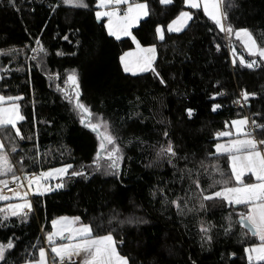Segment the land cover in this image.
Returning a JSON list of instances; mask_svg holds the SVG:
<instances>
[{"label":"trees","instance_id":"obj_1","mask_svg":"<svg viewBox=\"0 0 264 264\" xmlns=\"http://www.w3.org/2000/svg\"><path fill=\"white\" fill-rule=\"evenodd\" d=\"M96 1L85 0L87 9L61 4L52 12L51 5L58 0H15L18 10L10 7L8 0H0V49L29 46L11 63L10 57L0 56V67L24 69L0 72L5 76L0 80V93L23 96L19 103L26 120L19 126L26 137H31L21 142L26 154L25 171L72 164L77 170L83 165L91 173L87 179L68 180L66 187L55 193L31 196L36 211L29 223L21 225L11 218L14 226L0 227V242L6 243L13 233L20 237L19 250L9 258L10 264H21L27 256L25 246L36 243L37 238L44 246L52 219L80 216L83 223H89L94 216H103L106 221L113 211L135 214L148 221L138 227H124L125 243L120 250L132 258V264H248L244 247L258 240L238 223L243 206L224 204L210 213L198 212L193 187L186 196L187 207L193 211L185 210L180 215L169 201L185 196L190 181L182 180L166 161L158 167L146 165L155 161L158 146L171 139L179 155L191 161L188 167L195 169L200 160H212L207 153L214 152L213 145L218 140L215 134L225 128V121L228 124L242 115L264 124V71L247 69L238 61L234 66L224 34L203 15L202 9L193 10L199 19L184 32L166 31L163 41L156 39V25L165 26L187 7L182 0H174V7L149 0L150 16L132 31L141 44H156L154 67L160 76L151 71L136 76L125 73L119 57L133 43L127 37L117 41L107 35L104 19L97 22L95 18ZM236 3L239 7L229 12L230 23L234 28H249L258 43H264V0ZM64 35H68V41L62 39ZM35 37H40L48 51L43 67L26 60V56L34 55L31 48L36 47ZM229 39L237 43L233 36ZM73 69L78 75L82 102L94 112L103 113L125 145L119 179L92 170L95 134L79 124L72 105L57 89V85L70 87L65 81ZM161 77L164 84L160 83ZM242 90L258 95L250 97L243 108H235L234 101ZM213 104L221 107L212 111ZM186 108L196 110L192 119L187 117ZM165 130L168 138L163 136ZM13 159L19 156L13 154ZM176 163L179 168L185 165L184 160ZM219 164L226 173L230 172L226 157H220ZM201 182L206 187L209 180L202 176ZM160 188L166 196L160 194ZM230 213L232 230L225 235V218ZM204 222L214 225L213 241L202 248L200 227Z\"/></svg>","mask_w":264,"mask_h":264},{"label":"snow or ice","instance_id":"obj_2","mask_svg":"<svg viewBox=\"0 0 264 264\" xmlns=\"http://www.w3.org/2000/svg\"><path fill=\"white\" fill-rule=\"evenodd\" d=\"M164 6H175L174 0H159ZM184 6L189 10H180L178 15L167 25L168 33H181L196 24L201 10L203 15L212 21L215 28L224 33L226 37H232L240 41L251 60H246L244 56H239V65L247 69L259 67L264 71V43H258L252 30L247 27L234 28L230 23L229 12L239 7L236 0H182ZM61 4L75 9H87L89 6L85 0H58L51 5L52 12H55ZM8 5L17 9L15 0H8ZM95 18L97 22H102L106 18L103 27L109 37H114L120 41L122 37H130L135 49L124 52L120 57V63L125 73L136 76L138 73L151 71L157 77L160 74L154 67L157 58V46L151 44L143 46L141 41L133 34V28L140 24L143 18L150 16L149 0H97ZM148 21L145 20V23ZM191 22V24H190ZM212 29H209L211 31ZM43 31V29H42ZM78 31V29H77ZM154 35L159 40L165 39V32L161 25L157 24ZM264 36V33L261 34ZM68 41V35L62 37ZM36 47L31 48L32 56H26V60L35 61L37 66H44V59L48 55L47 49L43 46L40 37L34 38ZM71 42V41H69ZM77 44L79 42L77 41ZM11 47L0 49V56L10 57L9 63L17 60L28 48ZM216 50H220V45H216ZM232 64H237L236 49H231ZM57 55H62L57 51ZM23 67L9 69L0 67V72H19ZM10 78V77H9ZM5 76H0L4 80ZM59 79V74H56ZM160 83L164 84L163 78ZM66 85L70 87L57 89L61 91L64 98L72 105V110L78 117L79 124L95 134L97 148L92 160V170L103 175H111L120 178L122 175L121 165L125 160L123 141L112 126L111 121L104 117L103 113L94 112L91 106L81 100L80 85L78 75L73 69L66 78ZM6 87V85H5ZM258 94L242 90V99L234 101L243 108L249 98H255ZM23 100L21 95H5L0 93V202H5L0 207V227L14 226L11 218H16L19 224L29 223V218L35 213L33 201L30 196L42 197L64 189L68 180L76 177L87 179L91 173L85 166L79 170L72 164H65L61 167L34 171H25L26 154L21 147V142L31 137H26L19 126L26 120L21 112ZM221 105L213 104L212 111H216ZM195 109L186 108L185 112L189 119L195 114ZM231 127L235 131L225 130L215 134L216 138L227 137L223 143L213 145L214 152H208L207 156L212 157L211 161L200 160L198 166L193 169L188 164V158L181 157L176 151L171 139H167L165 144H160L155 152V161L146 167L159 166V163L166 161L173 169L180 173V178H187L190 181L189 189L185 190V196H177L169 203L177 209L180 215L193 211L188 208L186 196L190 194L194 187L199 207L198 212L210 213L217 205L227 204L228 206H243L244 211L238 213V223L246 227L258 243H252L244 247L248 264H264V124L249 117H242L231 121ZM227 128V124H226ZM163 136L169 137L167 130ZM234 137V138H233ZM13 154L19 156L14 160ZM36 155H39L37 152ZM226 157L230 172L226 173L219 164V158ZM34 159L33 157H27ZM184 160L182 168L177 167V161ZM69 169H72L69 172ZM206 176L209 180L207 186H203L201 177ZM248 176L252 182H246ZM56 180L53 186L50 182ZM15 185V187H10ZM7 189L10 195L5 194ZM162 196H166L163 188L158 189ZM211 206V208H210ZM227 226L224 227V234L231 233L232 214L225 218ZM99 221V222H96ZM148 221L142 216L135 214L124 215L122 212L113 211L105 221L103 216H94L89 223H83L80 216H60L51 220V230L44 236L47 250L40 245V240L26 245L24 251L27 256L22 259L21 264H132V258L124 255L121 248L125 243L123 233L125 226L138 227L147 224ZM214 225L210 222L201 224L200 232L203 248L211 245L213 241L212 230ZM41 231H44L41 226ZM247 235V234H245ZM20 237L13 233L7 238V242H0V264H10L9 258L19 250L17 241ZM137 246L139 242L137 241ZM50 250V251H49ZM232 255H235L233 253ZM191 259V258H189ZM15 264V262H13ZM191 264H196L191 261Z\"/></svg>","mask_w":264,"mask_h":264},{"label":"built area","instance_id":"obj_3","mask_svg":"<svg viewBox=\"0 0 264 264\" xmlns=\"http://www.w3.org/2000/svg\"><path fill=\"white\" fill-rule=\"evenodd\" d=\"M224 34V33H223ZM224 37H225V39L227 40V42H228V48H227V53H228V56H229V58L231 59V62H232V60L234 59V57L232 56V53H231V49L234 47L235 49H236V59H237V57L238 56H244L245 57V59L246 60H251V59H253L252 57H249L248 56V54L244 51V49L243 48H241V47H237L234 43V41H230V37H226L225 36V34H224ZM237 61L239 62V60L237 59ZM257 68H259V67H257ZM257 68H255V69H257ZM240 94H241V92L239 93V98L238 99H242L241 98V96H240ZM235 108H242L241 106H240V104H238V103H235ZM245 117H248V116H245ZM225 124H227V122L225 121ZM222 129H219L218 131H221ZM10 187H15V185H10ZM5 194H10V193H8V191H7V189H5Z\"/></svg>","mask_w":264,"mask_h":264},{"label":"rangeland","instance_id":"obj_4","mask_svg":"<svg viewBox=\"0 0 264 264\" xmlns=\"http://www.w3.org/2000/svg\"><path fill=\"white\" fill-rule=\"evenodd\" d=\"M95 5H96V7H97V1L95 2ZM97 10H100V9H96L95 11H97ZM185 10H187V9H185ZM178 15V14H177ZM175 18V17H174ZM173 18V19H174ZM102 19H104V23H106L107 21H106V18H102ZM144 19V18H143ZM171 21V20H170ZM170 21L168 22V23H170ZM168 23L165 25V26H163V25H161L162 26V28L164 29V32H166L167 30V25H168ZM122 38H125V37H122ZM127 38H130V37H127ZM156 39H158V38H156ZM237 42V41H236ZM151 44H153V43H150V44H142L143 46H149V45H151ZM155 44V43H154ZM237 47H242L238 42L237 43H234ZM135 49V44H133L132 45V47L131 48H129V49H126V50H124V51H122V53H121V55L124 53V52H126V51H130V50H134ZM120 55V56H121ZM239 58V56L237 57V59ZM122 66V65H121ZM123 69V68H122ZM131 74V73H130ZM138 74H140V73H138ZM244 117V116H243ZM218 132V131H217ZM61 166H63V165H60V166H56V167H61ZM52 168H54V167H52ZM47 169H49V168H47ZM47 169H44V170H47ZM39 171H41V170H39ZM39 171H37V173L39 172ZM53 186L55 185V183H57V181L56 180H52L51 182H50ZM10 195V194H9ZM31 197V196H30ZM5 203V202H4ZM4 203L2 204V206H4ZM256 243H258V242H256ZM249 246V245H248ZM245 257H246V259H247V256H246V254H245Z\"/></svg>","mask_w":264,"mask_h":264},{"label":"crops","instance_id":"obj_5","mask_svg":"<svg viewBox=\"0 0 264 264\" xmlns=\"http://www.w3.org/2000/svg\"><path fill=\"white\" fill-rule=\"evenodd\" d=\"M233 37H234V35H233ZM234 39H235V37H234ZM236 40V39H235ZM241 46H242V44L240 43V41H238V40H236ZM241 48H243V46L241 47ZM244 49V48H243ZM244 51L246 52V50L244 49ZM247 53V52H246ZM243 116L242 115H239V116H236V117H234V118H232L230 121H229V123L227 124V128H226V126H225V128L224 129H222L221 131H225V130H232L233 132L235 131L234 129H232V127H231V121H233V120H236V119H239V118H242ZM219 132V131H218ZM217 133V132H216ZM234 138V137H233ZM228 140V138L227 137H222V138H219L218 140H217V142L216 143H223V142H226ZM215 151V150H214ZM248 178V181H246V182H252V180H254V178H252V180H250L249 179V177L248 176H245V179H247ZM69 217H71V216H69ZM58 218V217H57ZM44 247L46 248V250H47V245H46V243L44 242ZM50 251V250H49Z\"/></svg>","mask_w":264,"mask_h":264},{"label":"water","instance_id":"obj_6","mask_svg":"<svg viewBox=\"0 0 264 264\" xmlns=\"http://www.w3.org/2000/svg\"><path fill=\"white\" fill-rule=\"evenodd\" d=\"M239 220V219H238ZM246 228V227H245ZM247 229V228H246ZM248 230V229H247ZM250 233V232H249ZM251 234V233H250Z\"/></svg>","mask_w":264,"mask_h":264},{"label":"bare ground","instance_id":"obj_7","mask_svg":"<svg viewBox=\"0 0 264 264\" xmlns=\"http://www.w3.org/2000/svg\"><path fill=\"white\" fill-rule=\"evenodd\" d=\"M228 120V119H227Z\"/></svg>","mask_w":264,"mask_h":264}]
</instances>
